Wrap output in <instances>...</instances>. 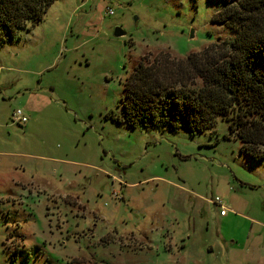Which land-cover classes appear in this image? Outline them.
<instances>
[{
    "label": "rangeland",
    "instance_id": "rangeland-1",
    "mask_svg": "<svg viewBox=\"0 0 264 264\" xmlns=\"http://www.w3.org/2000/svg\"><path fill=\"white\" fill-rule=\"evenodd\" d=\"M236 1L56 0L2 34L0 264H264V159L221 118L130 126L120 101L142 56L231 42Z\"/></svg>",
    "mask_w": 264,
    "mask_h": 264
},
{
    "label": "trees",
    "instance_id": "trees-1",
    "mask_svg": "<svg viewBox=\"0 0 264 264\" xmlns=\"http://www.w3.org/2000/svg\"><path fill=\"white\" fill-rule=\"evenodd\" d=\"M56 0H0V37L37 25ZM234 33L177 58L144 55L123 86V120L202 133L221 118L253 161L264 159V0L227 3L213 18ZM201 85L196 87V82ZM117 121H122L119 118Z\"/></svg>",
    "mask_w": 264,
    "mask_h": 264
},
{
    "label": "built area",
    "instance_id": "built-area-1",
    "mask_svg": "<svg viewBox=\"0 0 264 264\" xmlns=\"http://www.w3.org/2000/svg\"><path fill=\"white\" fill-rule=\"evenodd\" d=\"M106 14L108 16H112L113 15V10L111 8H108ZM12 120L16 121V123L18 125H20V124L24 125V124L27 123L26 116L19 109L13 111V113H12ZM213 204L216 205L219 208L221 215H224L225 212L227 211V208L223 205L222 201L219 198H216L213 201Z\"/></svg>",
    "mask_w": 264,
    "mask_h": 264
},
{
    "label": "water",
    "instance_id": "water-1",
    "mask_svg": "<svg viewBox=\"0 0 264 264\" xmlns=\"http://www.w3.org/2000/svg\"><path fill=\"white\" fill-rule=\"evenodd\" d=\"M125 33L121 29H115L114 31V36L115 37H120L123 36Z\"/></svg>",
    "mask_w": 264,
    "mask_h": 264
}]
</instances>
